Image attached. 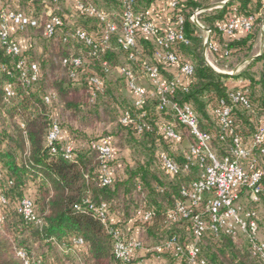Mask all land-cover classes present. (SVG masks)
<instances>
[{"label":"trees","instance_id":"1","mask_svg":"<svg viewBox=\"0 0 264 264\" xmlns=\"http://www.w3.org/2000/svg\"><path fill=\"white\" fill-rule=\"evenodd\" d=\"M1 1L16 11L37 17L39 23L13 31L12 36L26 44L19 56L7 54L0 39V169L4 173L0 191L8 199V204L2 210L4 219L0 222V264H25L18 255L19 249L27 252L33 264H123L116 256L115 236L111 229L123 234L127 229V237L141 238L142 233L146 232L154 242L159 240L154 246L176 235L183 252L177 255L176 250H152L140 257L149 264H155L154 256H158V259L163 256L160 262L164 263L161 264H187L188 240L181 233V227L187 228V223L169 221L168 212L178 200L184 198L181 193L183 187L199 178L203 168L198 162L189 161L188 148L177 156L173 149L177 142L167 139L160 128L161 124L170 123L179 131L182 128L189 133L188 128L177 122L173 114L174 121L170 120V112L158 107L160 100L157 96L148 98L141 107L118 100L114 90L122 80H116V84L114 80H109V74L114 71L107 72L103 66L104 62L114 68L119 65L111 46L114 39L104 50L99 49L93 54L94 45L101 47L103 37L102 24L97 18L71 10L77 17L76 26L71 27L66 22L68 14L57 10L56 6L61 0ZM212 1H177L173 7V19L176 20L178 16L184 18V32L189 40V43L175 45L174 50L181 61L193 64L194 74L169 96L173 101L188 102L193 106L201 128L212 133L213 147L223 157L229 152L233 134L222 131L217 114L220 101L231 105V92H248L250 106L234 104L232 115L235 132L245 141H250L264 120V82L252 77L247 87L230 89L227 84L230 76L219 72L206 60L202 27L191 17L197 9H202L198 14L202 25L213 32L223 33L221 24L232 16L255 15L250 32L239 39L232 37L221 48L223 57L234 53L249 56L259 33L260 18L257 12L260 4L255 6L253 0H232L212 13L204 9ZM105 2L122 10V0ZM154 2L136 0V8L147 10ZM47 5L54 14L64 19V25L55 36L45 37L50 41L59 37L60 47L56 49L47 44L35 50L33 36H28L27 43L24 38L27 36L23 32L30 28L40 29L43 33L44 23L49 16L47 13L41 14V11L43 8L46 10ZM77 28L85 30L95 44L88 45L77 38L67 37ZM73 44H79L82 50L71 53L69 46ZM139 46L150 51L155 61V44L152 40L141 38ZM118 48L129 56L128 51ZM70 56H82L83 66H63V59ZM21 59L26 60L27 64L35 62L39 65L40 75L36 81L27 83L22 78V71L18 68ZM132 63L137 70L140 69L139 65ZM253 65L252 61L247 69ZM163 71L166 72L165 69ZM72 72L75 73L73 76ZM93 74L103 78L102 89L90 83L89 78ZM121 79L126 85L123 76ZM8 84L12 85L14 92L10 98L7 97ZM49 94L55 96L51 102L46 100ZM105 97L109 98V104L106 106L104 103L105 108L101 110L103 104L100 101ZM123 111L130 112V122L122 121ZM55 120L61 132L50 144L48 136ZM105 121L114 125L112 130L99 131V126ZM139 126L143 127L141 131ZM104 136L111 137L114 146L113 155L107 161H102L99 151L93 147V143ZM159 142L169 145L160 154L156 150ZM69 147L72 157L66 156ZM138 148L146 150L149 156L135 160L129 158L128 151ZM164 153L182 167L178 173L172 174L165 169L162 162ZM187 164L189 167L185 169ZM105 166L113 169L109 184L104 183ZM259 169L263 173L264 184V160L260 162ZM162 173L167 179L162 178ZM27 196L33 198L41 223L29 221L18 212V204ZM103 203L107 204L105 221L96 211ZM140 208L154 209L153 218L147 222L137 220L135 214ZM79 239H82V243ZM142 240L146 249L153 247ZM247 247L244 251L231 236H216L208 231L200 242L199 257L206 264H254L255 260L264 264L253 255L249 244Z\"/></svg>","mask_w":264,"mask_h":264},{"label":"built area","instance_id":"2","mask_svg":"<svg viewBox=\"0 0 264 264\" xmlns=\"http://www.w3.org/2000/svg\"><path fill=\"white\" fill-rule=\"evenodd\" d=\"M56 1V0H55ZM121 11H106L92 1L75 0V10L80 15L97 18L102 24L103 37L101 47L95 44L94 39L83 29L77 28L74 33L68 36L77 38L88 45L95 44L93 54L99 49L104 50L112 39H116L120 48L129 52V59L141 68L154 90L155 96L159 97L161 110L172 112L175 120L186 126L193 141L187 151V157L191 163L198 162L203 168L199 178L194 180L189 186L183 187L181 193L183 199L178 200L173 208L168 212V220L173 222L184 221L191 238L187 243V264H206L204 259L199 257L200 242L208 233L212 232L216 236L228 235L238 240L241 235L245 236L254 256L264 262V241L260 239V214L257 209L246 208L239 203L240 194L243 189H247L252 202H258L264 195L263 173L259 169V164L264 160V120L258 126L253 138L245 141L244 138L235 132L233 105L244 104L250 106L248 92L244 90L233 91L230 94L232 104H227L221 100V107L217 109L219 122L222 131L233 134V141L227 155L220 157L213 147L212 133L201 128L200 119L193 108L188 103H180L170 99L176 88L183 84L180 77L169 78L165 71L171 67H176L181 76L187 78L194 74V66L190 61H181L180 55L174 50V46L181 43H189L184 32V18L178 16L173 25L163 27L154 19L151 9L139 10L136 8V0H122ZM173 2L172 7L177 5ZM48 19L43 26V34L47 38L55 36L64 25L63 17L53 13V9L46 6ZM201 9H197L191 17L199 26L204 27L198 18ZM256 20L255 15L235 17L232 16L227 22L221 24L220 29L224 34L232 38L236 32H250ZM39 19L23 11H16L10 6L0 5V39L7 54L12 57L19 56L26 44L20 39L12 36L15 29H26L30 26H37ZM147 38L155 44L154 62L143 58L142 48L139 40ZM67 39V38H66ZM205 53L219 51L211 41L205 43ZM63 66L74 65L82 67L84 58L82 56L66 57L62 61ZM107 72L117 71L126 81V86L133 97L135 106L141 107L145 101L153 95L145 86L140 83V76L133 63L117 65L112 67L108 62L103 63ZM18 68L22 71V78L27 83L36 81L40 75V67L37 63L27 64L21 59ZM72 76L75 74L71 73ZM89 81L98 89H102L104 80L98 74L90 76ZM14 95L12 85H7V97ZM55 96H46L47 102H51ZM129 111L122 112V121H131ZM143 129L139 126V131ZM163 135L177 143L181 141V131L170 123L161 124ZM61 132L57 120L52 124L48 141L52 144ZM93 147L99 151L102 161L109 160L114 151L111 137L104 136L98 142L93 143ZM67 157H72V149L66 151ZM163 166L172 174L178 173L182 167L170 155H162ZM189 164L185 166V169ZM104 183L112 181L113 169L105 166ZM4 173L0 169V181ZM8 204V199L0 191V222L4 216L2 210ZM92 207L94 205H91ZM107 204L103 203L96 208L103 221L106 220ZM18 212L29 221L41 223L38 217L35 203L32 197H24L18 204ZM155 214L154 209L140 208L135 218L141 222L150 221ZM115 236V253L123 264H149L148 261L140 257V251L147 250H176L178 255L183 252L182 245L176 235L164 241L162 244L146 249L140 237H127L119 230L111 229ZM82 243V239H79ZM18 255L25 264H33L24 249L18 250Z\"/></svg>","mask_w":264,"mask_h":264},{"label":"rangeland","instance_id":"3","mask_svg":"<svg viewBox=\"0 0 264 264\" xmlns=\"http://www.w3.org/2000/svg\"><path fill=\"white\" fill-rule=\"evenodd\" d=\"M94 3H96L100 8L106 10V11H120V9H118L117 7L114 8V6H110V4L106 3L105 0H90ZM114 3V2H112ZM69 6V7H68ZM57 7V10L59 11V13H63V12H66L69 16V20L66 19V22H67V25L68 26H71V27H75L76 25V16L74 15V13L70 12L71 10H75V0H61L60 3L58 4ZM66 7L68 9H66ZM71 8V9H70ZM44 11V12H43ZM47 12V9L45 10V8L42 9L41 11V14L42 13H46ZM23 35L27 36L24 37L25 38V41L28 43L27 40H29L28 36H33L34 38V46H35V50H38L39 48H41L43 45H49L50 47H54L56 49H58V47H60V39L59 37L57 39H54L52 41L48 40L45 38V36L43 35L42 31L40 29L38 30H35V29H27L23 32ZM24 40V39H23ZM111 46L114 48L113 49V52L115 53V61H116V64H127V63H132L131 60L129 59V56L127 55V53H125L124 51H121L119 48H118V45H117V42L116 40L114 39L112 41V44ZM143 48V47H142ZM69 51L71 53H79L80 50H82L81 46L79 44H73V45H70L69 46ZM142 53H143V58L145 60H148L150 62H154L153 60V57H152V54L150 53V51L146 50L145 48L142 49ZM59 60V59H58ZM138 75L140 76V83L145 86V88L148 90V91H152L153 92V95L150 94V97L149 98H153L155 96L154 94V90L147 78V76L145 74H143L141 72V68L140 69H136ZM165 75L168 76V74H166L165 72ZM109 80H114L113 82L116 84V80L120 79L122 80L120 83H118V85L114 86L115 88V94L117 97H119V101H121L122 103H125L127 105L129 104H132L133 103V97H132V94L130 93V91L128 90L127 86L125 85V82L123 81V79H121V75L117 72V71H114L112 74H109ZM101 110H103L105 107H104V103L106 104V106L109 104V98L108 97H105V98H101ZM170 112V120L171 121H174L173 119V115H172V112L170 111V109L168 108V113ZM113 124H110L109 121H105L103 122L100 126H99V131H110L112 130L113 128ZM181 131H182V138L183 140L176 143L175 144V147H173V149L175 148L176 150V155L178 156V154L180 152H182L183 150H186L190 143L192 142V137L189 133L187 132H184V130L181 128ZM108 135V133L106 134ZM160 145L156 148L158 154H160L161 152H163L165 149L168 148L169 145L165 144L164 142H159ZM128 157L131 158L132 160H135L136 158H141V157H148L149 154L146 150H142L141 148L137 149L136 151H134L133 149H130V151H128ZM162 178L163 179H167V176L163 175L162 173ZM239 203L241 205H243L244 207L246 208H255L258 210L259 214H260V221H259V225H260V239L264 241V197L261 198L260 201L258 202H252L249 198V193H248V190L247 189H243V191L241 192L240 194V198H239ZM127 228V227H126ZM183 228L182 229V235L185 236L187 238V240H189L191 238V235L188 231L187 228L185 227H181ZM124 233L126 234L127 233V229H124ZM162 237V236H161ZM144 239V241H148V244L150 243L152 246H154L156 244V242H158L159 240H155L156 242H154L152 240V238L148 237L147 233L144 232V234L142 233V236H141V239ZM150 239V241H149ZM162 239V238H160ZM238 244L240 245V248L242 250H247V246H248V242H247V239L245 238V236L241 235V237L237 240ZM151 248V247H149ZM150 250V249H149ZM152 251H147V253H150ZM64 252H62L63 254ZM163 257V256H162ZM162 257L160 259H158L159 257L158 256H154L153 260H155L156 262L162 260ZM254 264H260L258 261L255 260Z\"/></svg>","mask_w":264,"mask_h":264},{"label":"crops","instance_id":"4","mask_svg":"<svg viewBox=\"0 0 264 264\" xmlns=\"http://www.w3.org/2000/svg\"><path fill=\"white\" fill-rule=\"evenodd\" d=\"M175 1H184V0H155L152 7L150 8L153 14V19L163 27L171 26L174 23L173 19V2ZM232 0H213L211 4L206 6L204 9L214 12L230 2ZM3 1L0 0V5ZM254 5L260 4L259 10L257 12L258 17L260 18L259 33L257 37L256 44L249 56L244 55L243 53H234L227 57H223L221 53L222 45L230 40L231 38L224 33L215 31L213 32L206 25L202 27V35L204 36V43L207 41L213 42L219 51L217 52H207L205 53L206 60L211 64L216 70L227 74L230 78L227 80V84L230 89L247 87L250 85L251 78H255L259 81L264 82V0H253ZM202 11V9H201ZM246 32L238 31L233 36V39H239L244 36ZM206 47V45H205ZM254 62V65L251 69H247L248 65L251 62ZM247 71V72H246ZM168 77H180L183 83H187L189 78L181 76L178 73L176 67H171L166 70ZM261 89V87H260ZM147 250L140 251L141 256H145ZM155 264H161L163 262H156Z\"/></svg>","mask_w":264,"mask_h":264},{"label":"water","instance_id":"5","mask_svg":"<svg viewBox=\"0 0 264 264\" xmlns=\"http://www.w3.org/2000/svg\"><path fill=\"white\" fill-rule=\"evenodd\" d=\"M222 73V72H221Z\"/></svg>","mask_w":264,"mask_h":264}]
</instances>
